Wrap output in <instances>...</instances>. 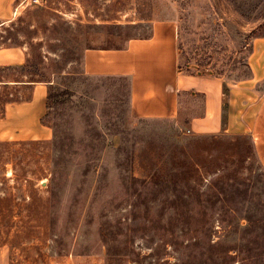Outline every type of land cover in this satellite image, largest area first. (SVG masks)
<instances>
[{
  "label": "rangeland",
  "instance_id": "rangeland-1",
  "mask_svg": "<svg viewBox=\"0 0 264 264\" xmlns=\"http://www.w3.org/2000/svg\"><path fill=\"white\" fill-rule=\"evenodd\" d=\"M13 14L0 48L27 59L0 67V117L40 82L49 133L0 139V264H264V154L250 134L183 123L203 104L190 91L184 120L136 118L125 79L82 70L85 48L174 20L184 73L227 92L251 75L264 0H16Z\"/></svg>",
  "mask_w": 264,
  "mask_h": 264
},
{
  "label": "crops",
  "instance_id": "crops-1",
  "mask_svg": "<svg viewBox=\"0 0 264 264\" xmlns=\"http://www.w3.org/2000/svg\"><path fill=\"white\" fill-rule=\"evenodd\" d=\"M15 1L0 0V23L12 18ZM180 55L176 22L159 20L152 23L147 37L130 38L121 46L85 48L82 70L90 78L125 79L127 108L136 118L182 121L183 95L188 91L200 93V114L183 123L197 131L248 133L259 153L264 154V88L256 87L264 79V36L252 40L247 56L250 77L227 92L218 79L184 73ZM26 59L23 47L0 48V67L22 65ZM47 88L34 82L27 98L5 104L0 139H43L48 135L42 123Z\"/></svg>",
  "mask_w": 264,
  "mask_h": 264
},
{
  "label": "built area",
  "instance_id": "built-area-1",
  "mask_svg": "<svg viewBox=\"0 0 264 264\" xmlns=\"http://www.w3.org/2000/svg\"><path fill=\"white\" fill-rule=\"evenodd\" d=\"M40 1H45V0H30V3H39Z\"/></svg>",
  "mask_w": 264,
  "mask_h": 264
},
{
  "label": "trees",
  "instance_id": "trees-1",
  "mask_svg": "<svg viewBox=\"0 0 264 264\" xmlns=\"http://www.w3.org/2000/svg\"><path fill=\"white\" fill-rule=\"evenodd\" d=\"M66 93H69V91H65Z\"/></svg>",
  "mask_w": 264,
  "mask_h": 264
}]
</instances>
